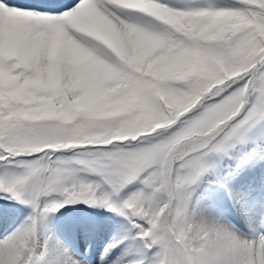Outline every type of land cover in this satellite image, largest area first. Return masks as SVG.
<instances>
[{
	"label": "snow or ice",
	"instance_id": "1",
	"mask_svg": "<svg viewBox=\"0 0 264 264\" xmlns=\"http://www.w3.org/2000/svg\"><path fill=\"white\" fill-rule=\"evenodd\" d=\"M261 127L264 0H0V167L18 169L0 193L33 208L0 264H83L38 228L73 202L132 224L126 264H264V214L244 236L196 219L189 191Z\"/></svg>",
	"mask_w": 264,
	"mask_h": 264
},
{
	"label": "bare ground",
	"instance_id": "2",
	"mask_svg": "<svg viewBox=\"0 0 264 264\" xmlns=\"http://www.w3.org/2000/svg\"><path fill=\"white\" fill-rule=\"evenodd\" d=\"M184 1L186 2V0H166L168 4L175 7H182ZM213 2L218 6L224 7L229 6L233 0H213ZM254 133L263 136L264 127L255 129ZM253 146L249 144L239 146L237 148V153L243 154L245 151L250 152ZM256 158L257 159L253 162L248 161L250 158L244 160L243 162H245V164H243V168L235 164L233 160H228L230 158H224L223 160L217 159L214 161L210 160L209 163L212 166V171L206 174L199 182L208 181L210 177L224 172L225 168L231 169L230 167H234L236 171L243 169L249 171V186L238 184L237 189L234 188L235 190L227 189L220 185H215V187L211 186V189L204 188V185L197 186L201 189L199 191H194V196L190 204L191 211L195 218L198 220H214L216 222L227 224L237 229L242 235L251 236L252 231L254 230V225L248 222L249 217L258 219L264 214V157L257 156ZM3 173L4 172H1V174ZM4 209L5 210H2V205L0 204V213L2 214L0 217V239H3L16 230L28 217L31 216L27 214L29 213L28 210L22 211L20 208L16 207V205L11 206L5 204ZM15 209L19 210L24 219L20 218L19 213L14 211ZM100 211L105 216L104 221H100L98 217L95 221L94 219H96V217L93 215V217L90 218L91 222L89 223L90 226L93 222L97 223L95 224L94 231L90 232L92 237L91 242L94 247L98 248L101 241H103L106 236H110L113 240V243L110 245L117 244L118 241H122V243L117 244L114 248H110L108 254H105V257L111 256V253L116 254L117 252H120L122 255L115 257V261L120 260L125 262V264L131 259L140 258L144 252L143 242L138 241L139 239L133 241H131V239L124 240V234L123 237L120 236V233L123 232V227H126L124 217L120 215L118 211L110 210L108 207L99 206V212ZM73 213H75V211ZM12 216L19 221L13 226V228H9L8 221ZM80 218L79 212L78 214L73 215V219L75 220H72L68 214L51 217L48 225H46L42 238L46 239L50 237V244L53 241L59 242L60 244L61 241H66V243L71 246H78L79 238H87V236H79L81 232L78 231H82L81 226H79L80 230L75 227V223H81L79 222ZM85 219L86 218H83L82 221ZM61 220L64 221L63 224H60ZM66 221H73L74 225L67 227L65 226L67 224ZM74 227L78 234L74 230ZM8 230L10 232H8ZM71 242L75 244H72ZM126 255L130 256L126 257ZM55 259L56 257L49 254V256L45 258L44 264H55Z\"/></svg>",
	"mask_w": 264,
	"mask_h": 264
},
{
	"label": "rangeland",
	"instance_id": "3",
	"mask_svg": "<svg viewBox=\"0 0 264 264\" xmlns=\"http://www.w3.org/2000/svg\"><path fill=\"white\" fill-rule=\"evenodd\" d=\"M184 2L182 3L183 5H184ZM246 144H249L252 146L253 145L254 146L255 145H264V135L263 136L258 135L257 133H254V130H253V132L250 133L249 140ZM246 153H248V152L245 151V153L239 154V153H237V149H236L232 153L231 158L228 160H233L235 162V164H237L241 168H243L244 167L243 164H245V162L241 163V159H242V157H244V155ZM62 154L63 155H72L71 152H64ZM257 156H263L264 157V154L258 153L256 155L250 157V159H248V161H250V162L255 161L257 159L256 158ZM224 158H229V157L213 156L209 159V162H210V160H212V161L217 160V159L223 160ZM244 160H246V159H244ZM230 168L231 169L225 168L224 172L218 173L217 175L210 177L208 180L209 182L206 180V181L198 182L197 184L193 185L191 187V189L189 190L190 194H191V201H192V198L194 196V191H199L201 189V188L199 189L197 186H203L204 185V188L211 189V186L215 187V185H220L221 187L223 186L224 188L231 189V190H235L234 188L237 189L238 184L249 186L250 173L247 169L236 171L234 169V167H230ZM10 170H18V169H5L3 167H0V176H3L4 173L7 174V172ZM1 172H4V173L1 174ZM81 176L85 179H88V180L98 179L97 177L88 176L85 173H81ZM210 181H212V182H210ZM220 181H223V182L221 183ZM139 187H140L139 184H130L125 189L123 195L126 196L129 193L135 192ZM54 199H57V197H55V196H43V197H41L40 208H43L46 205H49ZM191 201H190V204H191ZM0 204L2 205V210H5L4 209L5 204L11 205V206L16 205V207L20 208L22 211L28 210L29 213H27V214H29L31 216L33 215V208L32 207H30L28 204L21 202L17 199L8 198L4 193H0ZM115 204H116V206H118L119 200H116ZM14 211L18 212L20 215V218L24 219L22 217V215L20 214L18 209H15ZM74 211H75V213H73ZM78 212H79L80 217H81L79 222H81V223H78V224L75 223V227L79 228V226H81L82 231H78V232H81V234L79 236H81V237L87 236V238H84V239L79 238L78 239V246H75V245L71 246V245L67 244L66 241H61V244L63 245V247L65 249H67L68 252L71 253L75 258L80 259L83 262V264H114V261L116 260L115 257L121 256L122 253H120V252H117L116 254L111 253L112 254L111 256L105 257V254H108V252H109V251H106L107 245L109 246L111 243H113V240L111 239L110 236H106V238L103 241H101L98 248L94 247V245L91 242L92 237H91L90 232L94 231L95 224H97V223H94L92 221L93 223L90 226L89 225V223L91 222L90 218L93 217V215H94V217H96V219H94L95 221L97 220V217L100 219V221H104V218H105L103 213L101 211H100L101 213L99 212V205H91V204H87V203H83V202L82 203H76V204L67 203L63 207L59 208L58 211L49 213L47 215L41 214L40 219H39V225H38L41 239L43 240V238H42L43 233H44V231L46 229V225H48L51 217H57L58 215H67L68 214L72 218V220H75V219H73V215L78 214ZM1 216H2V214L0 213V217ZM83 218H86V219L84 221H82ZM124 220H125L126 227H123V232L121 231L122 233H120V236L123 237V234H124V237H123L124 240H128V239H131V241L136 240L137 239L136 238V231L137 230L132 226V224H130L128 222L127 219H125V217H124ZM18 221L19 220L17 218L12 216L8 221L9 228L10 227L13 228V226L16 225V223ZM63 222L64 221L61 220L60 224H63ZM66 223L67 224L65 226H67V227H71L72 225H74L73 221L72 222L66 221ZM75 227H74V230H75ZM79 230H80V228H79ZM6 232H7V228H6ZM8 232H10V231L8 230ZM253 232H254V230L252 231V234H253ZM3 233H5V232H3ZM76 233H77V231H76ZM138 241H141V240H138ZM72 244H75V243H72ZM131 254H133V253H131ZM127 256H130V255H126V257ZM55 260H56L55 264H59L58 259L56 258Z\"/></svg>",
	"mask_w": 264,
	"mask_h": 264
},
{
	"label": "water",
	"instance_id": "4",
	"mask_svg": "<svg viewBox=\"0 0 264 264\" xmlns=\"http://www.w3.org/2000/svg\"><path fill=\"white\" fill-rule=\"evenodd\" d=\"M76 203H82V202H73V203H70V204H76Z\"/></svg>",
	"mask_w": 264,
	"mask_h": 264
}]
</instances>
